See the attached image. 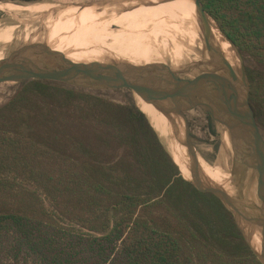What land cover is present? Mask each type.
Wrapping results in <instances>:
<instances>
[{"label": "trees", "instance_id": "obj_1", "mask_svg": "<svg viewBox=\"0 0 264 264\" xmlns=\"http://www.w3.org/2000/svg\"><path fill=\"white\" fill-rule=\"evenodd\" d=\"M200 2L253 63L248 101L264 129V0ZM188 180L207 187L132 102L20 83L0 106V264H262L220 199Z\"/></svg>", "mask_w": 264, "mask_h": 264}, {"label": "water", "instance_id": "obj_2", "mask_svg": "<svg viewBox=\"0 0 264 264\" xmlns=\"http://www.w3.org/2000/svg\"><path fill=\"white\" fill-rule=\"evenodd\" d=\"M106 2L107 0H99L92 3L69 4L65 5L64 9L67 6L74 7L77 11L89 8L101 13L106 8ZM192 2L201 21V36L208 54L205 60L194 63L192 67L193 69H200L201 64L207 63L211 65L213 63L216 66H211L212 68H223L224 65H227V60L210 44L209 21L213 20L204 11L200 0H192ZM138 5L150 6L152 4L150 2H139L130 6L124 4L121 10L112 14L118 15L122 11L138 8ZM108 16L106 15L105 18H108ZM213 23L222 37L236 52L240 61L239 76L233 74L231 77L233 83L228 86L224 85L225 88H219V86L217 87L213 83L208 82V78L204 77L205 74H191L184 68L172 70L163 63L155 62L136 65L125 61L118 63L73 61L68 59L62 52H58L44 42L39 41H26L21 46L0 57V84H18L27 80H45L61 83L75 89L128 90L142 101L150 104L167 119L169 124L171 123L170 134L189 150L193 164L192 170L196 178H199V169L196 162L197 154L195 150L191 151L193 145L186 123L185 133L182 135L179 127H176L173 121L175 117H180L184 120L183 110L189 106L200 108L212 121L217 124L220 123L226 129L231 147L234 149L235 145H238L242 151L241 156L248 161L246 166L248 169L247 173L254 175L260 181L258 186L255 184V187L254 185L257 190V196H253L249 198V202L247 201L248 205L250 203L253 205L256 216L249 217L252 210L246 206L247 203H244L242 207H238L240 204L234 200L241 199L236 192V183H233L232 180V176L237 173L234 169L229 171L230 178L228 180L233 186V197H229L221 189L201 188L191 180L188 181L198 190L210 192L220 199L231 212L236 225L252 252L264 264L261 257L248 243L235 216V212L238 211L241 219L244 222L246 221L250 228L259 233L261 245L264 247V139L248 101L249 86L242 54L214 21ZM204 162L207 163L206 161ZM239 162V160L233 158L232 164L234 166V164Z\"/></svg>", "mask_w": 264, "mask_h": 264}, {"label": "bare ground", "instance_id": "obj_3", "mask_svg": "<svg viewBox=\"0 0 264 264\" xmlns=\"http://www.w3.org/2000/svg\"><path fill=\"white\" fill-rule=\"evenodd\" d=\"M139 2H150L152 5H138V8H133L125 12L122 11L118 15L112 14L121 10L124 4L130 6ZM106 4V8L103 9L101 13L95 12L89 8L82 9L81 12L78 10L59 14L47 13L44 11L60 12L71 9L76 10L74 7L67 6L64 9L65 5L56 6L48 3L25 6L0 3V9H14V11L19 10L26 14L37 15V19L41 23L42 31L29 39L25 37L27 40H24L44 42L52 49L65 54L68 59L84 63H118L125 61L136 64L138 58L144 53L149 51L155 52L153 47L157 46L155 43L159 37L162 38L156 50L163 48L167 43L166 40H174L176 37L179 38L182 44H186H183L185 48L188 47L192 49L196 37L199 36L198 28L201 29V21L199 20L192 0H107ZM41 11L43 14H39ZM106 15H109L108 18H105ZM110 25L119 27V30L117 32L111 31L109 29ZM209 28L210 44L223 55L227 60V65H224L223 68H212L211 66H216L213 63H211V65L207 63L201 64V73L205 74V77L208 78V82L213 83L217 87L219 86V88H223L224 85H226L225 80H227V82L229 81V84H232V75L237 74L239 76V67L236 65V60H239V58H237L236 52L222 37L211 20L209 21ZM11 31L12 27H9L4 32H0V41L9 42L11 39ZM179 47L177 46L175 49L174 46L177 56H179L177 53ZM207 55L208 54H205L204 56ZM210 62H212V60H210ZM185 65L184 69H187L193 74L189 67ZM135 100L137 107L147 117L152 128L156 131L158 136L166 142V147L173 161L178 166V169L195 182L209 188L221 189L229 197H232L231 194H233L234 191L232 184L228 181L227 174L217 167L208 165L210 169L205 170L202 169L201 165H197L199 169V178H196L192 170V161L186 157L177 138H174V140L170 142L163 135L162 131L166 130V126H162L161 124L162 115L139 97L135 96ZM228 149L229 142L227 134L224 132L221 137V145L217 158L219 164L222 165L226 161ZM192 150L194 151L193 147ZM231 150L233 151V158L240 161L237 163L239 169L241 168L245 171H239L232 176L233 183H236L237 186L236 192L241 198L234 200L240 204L238 207H242L244 203H247L246 206L250 207L252 210L251 214L248 213L249 217H255L256 214L253 210V205L251 203L248 205V200L253 196H257V190L254 188V185L256 184L258 186L260 181L258 182L254 175L247 173L248 169L246 166L248 161L241 156L242 151L239 146L235 145L234 149L231 147ZM240 172L244 173V178L248 180L245 186L244 181L241 180L242 177L240 176ZM247 211L250 212L248 209ZM244 214L247 215L245 212ZM235 216L237 217L238 225L248 243L264 261V247L261 245L259 233L250 228L246 221L244 222L241 219L238 211L235 212Z\"/></svg>", "mask_w": 264, "mask_h": 264}, {"label": "rangeland", "instance_id": "obj_4", "mask_svg": "<svg viewBox=\"0 0 264 264\" xmlns=\"http://www.w3.org/2000/svg\"><path fill=\"white\" fill-rule=\"evenodd\" d=\"M96 1H99V0H38L35 2H30V3H19V2L11 1V0H3V1H0V3H10V4L18 5V6H25V5L38 4V3H43V4L48 3V4H54L57 6V5L79 4V3H85V2L92 3ZM71 11L73 12L77 10L71 9V10L60 11V12L59 11L58 12L44 11V12L59 14V13L71 12ZM39 14H43L42 11ZM9 27H12L11 39L9 42L0 41V57H3L9 51L21 46V44L26 42L25 40L29 39L32 36H35L37 33H40L42 31L41 23L37 19V15L26 14L19 10L14 11V9L13 10L12 9L11 10L10 9H7V10L0 9V32H4ZM109 29L113 32H117L119 30V27L115 25H110ZM198 29H199V36L196 37V40L192 45V49H189L188 47L185 48L183 46V44L185 43L182 44L179 38L176 37L174 38V40L165 39L167 42L166 45L163 48L156 50L159 47V41L162 38V37H159L157 38L156 43H155L157 44V46L153 47L155 49V52L149 51L147 53H144L140 57L138 56L139 58L137 57L138 60L136 62V65L157 62V63H163L167 65L172 70H178L181 68H185L184 65L186 64L189 67L191 72L194 71L195 73H198L200 75L201 68L193 69L192 66L194 65V63H197L198 60L199 61L204 60L206 57L204 55L207 54V52L205 50L203 40L201 38V29L200 28ZM25 37L27 39H25ZM174 46H175V49L177 46L182 47V48L179 47L178 49L177 53L179 56H177ZM236 61H237L236 65L239 67V60L237 59ZM243 65L244 67H248V66L251 67L253 63L247 62L243 58ZM225 81H226L225 82L226 86H228L229 81L228 82L227 80ZM16 90H17V86L14 85L13 83L0 84V106L5 104L10 98H12ZM78 90H82L86 93H90L93 95H98L100 97L106 98L107 100H110L112 102L119 103V104H129L132 102L135 105V107L139 110V108L136 105L135 95L125 89H116V90L78 89ZM183 115H184V120L181 119L180 117H177V118L175 117V120L173 122L176 124V127H179V131L182 135L185 133L184 131H185V123H186V127H188L187 130L191 138L193 148L197 152L196 153L197 155L195 154L197 165H201L202 169H205V170L210 169L208 164L212 167H217L227 174L228 179L230 178L229 171L231 169H234L237 172L239 171L245 172L241 168L239 169L237 164H234L233 166L232 164L233 155H232L231 145L229 142L228 133L222 125H219L220 123L217 124L216 122L209 120V118L202 111H200L197 108L194 109L191 106L183 110ZM209 123L212 126L211 128L214 134L209 133V129L207 127ZM161 124L162 126H166L165 127L166 130L162 131L163 135L170 142H172V140H174V137L170 134L171 123L169 124V122L163 115H162ZM258 127L264 139V129L259 125ZM224 132L227 134V138L229 142V149H228L227 159L224 162V164L221 165L217 162V158H218L219 148L221 145V137ZM158 137L163 147L170 155L168 148L166 147V142L160 136ZM181 146L183 148V151L186 157H188L191 160V154L189 150L185 146L183 145ZM191 151L193 150L191 149ZM201 158L204 161H206L208 164L205 163ZM241 177H242V181H244V186H245L248 180L244 178L245 177L244 173H241ZM256 180L259 182L257 178ZM231 196L233 197L234 194H231Z\"/></svg>", "mask_w": 264, "mask_h": 264}, {"label": "flooded vegetation", "instance_id": "obj_5", "mask_svg": "<svg viewBox=\"0 0 264 264\" xmlns=\"http://www.w3.org/2000/svg\"><path fill=\"white\" fill-rule=\"evenodd\" d=\"M27 81H29V80H27ZM27 81H23V82H21V83H24V82H27ZM45 81V80H44ZM20 83H18V84H14V85H16V86H18ZM194 109L195 108H197V109H199L200 111H202L200 108H198V107H193ZM203 112V111H202ZM204 113V112H203ZM205 114V113H204ZM206 116H207V114H205ZM208 118H209V120H212L209 116H207ZM210 124V123H209ZM212 127V126H211ZM236 174V173H235Z\"/></svg>", "mask_w": 264, "mask_h": 264}]
</instances>
